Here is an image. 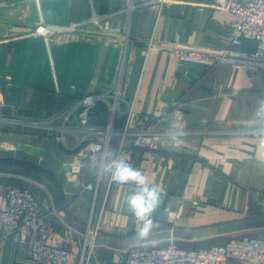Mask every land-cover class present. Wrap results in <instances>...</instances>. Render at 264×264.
<instances>
[{
    "label": "crops",
    "instance_id": "obj_1",
    "mask_svg": "<svg viewBox=\"0 0 264 264\" xmlns=\"http://www.w3.org/2000/svg\"><path fill=\"white\" fill-rule=\"evenodd\" d=\"M34 1L38 23L50 27L54 37L29 35L38 24L27 26ZM170 1L163 8L150 5L129 12L131 0H0V137L27 132L35 139L32 144L65 165H84L75 174L39 156L0 147V208L6 207L3 191L10 186L33 192L50 217V242L69 247L79 259V235L72 240L68 229L85 231L96 192L104 194L109 175L105 172L98 184L100 155L91 154L90 140L81 143L76 116L65 125L61 116L88 93L108 95V102H99L94 110L90 125L96 131L108 126L109 104L117 92L122 104L114 116L115 129L125 125L126 101L134 102L138 114L160 120L154 146L133 154L134 167L147 184L164 193L143 245L173 243L195 250L232 239L264 238V115L256 111V100L264 97V70L251 73L222 64L201 74L181 73L176 54L215 55L231 49L249 55L256 43L242 38L241 45L232 44L233 15L212 7L215 0ZM94 12L109 15L120 36L72 29L91 20ZM215 80L226 94L213 92ZM175 103L185 113L182 121L163 117ZM25 124L36 128L25 130ZM170 126L186 132L178 150L168 139ZM62 127L65 143L60 141ZM99 137L97 132L90 136ZM119 138L114 134L112 149ZM40 139L49 143H38ZM133 187H111L90 264H120L123 251L140 245L134 236L138 225L125 203ZM32 251V241L24 244L16 235L0 234V264H38Z\"/></svg>",
    "mask_w": 264,
    "mask_h": 264
},
{
    "label": "built area",
    "instance_id": "obj_2",
    "mask_svg": "<svg viewBox=\"0 0 264 264\" xmlns=\"http://www.w3.org/2000/svg\"><path fill=\"white\" fill-rule=\"evenodd\" d=\"M170 0H131L129 12L137 7L156 5L163 8ZM212 7L231 12L233 19L230 27L234 34L233 45H241V39L246 38L255 41V50L246 55L233 52L231 49L224 50L221 54H209L205 52L176 50V54L183 63H196L206 68L216 65L228 64L233 68L247 72H260L264 70V0H215ZM109 15L93 13L91 20L72 25V29L87 31L92 29L93 33L108 35L114 38L120 36L111 28ZM32 37H54L55 32L47 25L38 23L33 31L29 33ZM213 92L217 95L226 94L223 85L215 80ZM120 94L117 92L114 97V104H109L111 118L106 128L94 130L91 121L94 110L99 102H108V95L86 94L77 104L65 111L61 116L64 125L72 119L77 118L80 131L83 134L82 144L90 140L91 154H99L103 159L105 155L112 152L115 156L121 153H128L133 164V154L137 149L153 147L152 136L155 127L160 120L154 116H142L134 110V102L126 101V108L123 116L125 125L120 129L114 128V116L120 108ZM175 121L184 120L185 113L177 103L170 110L163 114ZM97 132L102 137L91 139V134ZM118 133L120 138L113 147V136ZM61 139L65 140V128L61 129ZM132 137L131 139H128ZM81 144V145H82ZM84 165L74 164L70 166L75 174H80ZM103 175H99L97 182L100 184ZM113 185H120L107 181V188L104 194L96 192L92 211L87 227L84 232L78 233L69 228V238L74 240L75 234L79 235L78 242L81 244L82 254L80 259L74 257L70 248L50 242L51 223L43 207L42 202L36 194L28 189L17 185L10 186L3 191V198L6 202L5 208H0V234L16 235L21 243L33 242L31 258L38 264H90L96 257L98 248L97 239L100 232V220L108 202L110 189ZM123 186V185H122ZM264 264V238L245 237L232 239L223 244L200 247L195 250H187L171 243L167 247L159 248L153 245L133 246L122 253L120 264Z\"/></svg>",
    "mask_w": 264,
    "mask_h": 264
},
{
    "label": "clouds",
    "instance_id": "obj_3",
    "mask_svg": "<svg viewBox=\"0 0 264 264\" xmlns=\"http://www.w3.org/2000/svg\"><path fill=\"white\" fill-rule=\"evenodd\" d=\"M256 111L264 115V97L256 100ZM168 139L174 149H179L186 132L180 126H170L167 130ZM128 153H121L115 156L112 152V159H107V154L98 161L95 171L98 175L108 173L112 182L120 185L134 186L126 197V206L132 219L138 225L135 231V240L143 245L149 242L148 238L154 226V213L162 204L163 190L157 185L149 186L145 175L135 168L130 162Z\"/></svg>",
    "mask_w": 264,
    "mask_h": 264
},
{
    "label": "water",
    "instance_id": "obj_4",
    "mask_svg": "<svg viewBox=\"0 0 264 264\" xmlns=\"http://www.w3.org/2000/svg\"><path fill=\"white\" fill-rule=\"evenodd\" d=\"M31 18L28 19L27 21V26L31 27L33 25H35L36 23H38L39 21V17L37 14V10H36V4L35 1L32 3V11H31ZM183 67L180 68V72L181 73H185L187 71L191 72V74L194 73H203L206 70L205 66H202L200 64H196V63H183L182 65ZM190 74V75H191ZM192 76H190L191 78ZM17 149L21 152H24L25 154L28 155H32V156H39L40 158H42L43 160H45L46 162H48L49 164L53 165L54 167L58 168V169H63L67 172H71V167L67 166L63 163V161L57 157V155L55 156L54 154L50 153L48 150L41 148L30 144V143H20L17 146ZM80 184V182H79ZM82 188V186H81Z\"/></svg>",
    "mask_w": 264,
    "mask_h": 264
},
{
    "label": "rangeland",
    "instance_id": "obj_5",
    "mask_svg": "<svg viewBox=\"0 0 264 264\" xmlns=\"http://www.w3.org/2000/svg\"><path fill=\"white\" fill-rule=\"evenodd\" d=\"M22 126H24L25 130H28V131L34 130V128H36V126L34 124H25V125H22ZM17 129H15V130H17ZM62 129H63V127H62ZM16 133L17 134H15V132H10V134L2 135L0 137V147L7 146V148L11 149L10 152H15V154H16V152L19 151L17 149L18 144H20V143H30V144H32L33 141L35 140L33 137L28 138L27 132H25L24 134H21V133H18V132H16ZM60 141L65 143V140L63 141L61 139ZM37 142L38 143H40V142L41 143H47V142L49 143V141H47L45 139H43V140L40 139ZM38 147H40V146H38Z\"/></svg>",
    "mask_w": 264,
    "mask_h": 264
}]
</instances>
